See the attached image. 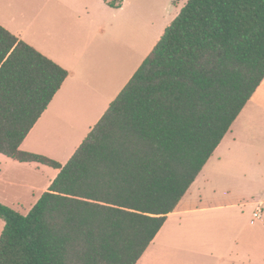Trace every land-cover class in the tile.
Wrapping results in <instances>:
<instances>
[{"label":"trees","instance_id":"trees-1","mask_svg":"<svg viewBox=\"0 0 264 264\" xmlns=\"http://www.w3.org/2000/svg\"><path fill=\"white\" fill-rule=\"evenodd\" d=\"M68 75L0 25V153L60 169L0 264H137L264 80V0H188L63 165L21 145Z\"/></svg>","mask_w":264,"mask_h":264},{"label":"crops","instance_id":"crops-1","mask_svg":"<svg viewBox=\"0 0 264 264\" xmlns=\"http://www.w3.org/2000/svg\"><path fill=\"white\" fill-rule=\"evenodd\" d=\"M155 1L123 0L111 7L107 0H0V25L69 72L22 150L63 165L71 159L178 15L167 18L168 6L177 4L174 0ZM227 165L238 170L220 171ZM59 172L0 153V203L27 214ZM238 173H243V183L264 185V80L137 264H187L183 249L159 246L162 237L203 227L213 238V225L231 224L228 211L238 205L231 201L232 187L226 180ZM247 190L243 187V194ZM260 195L259 201L243 203L255 206L252 217L259 206L264 210V192ZM257 222L251 220L252 225ZM5 224L0 217V236ZM212 245L206 256L244 252L226 250L222 241ZM243 255V264H264V247Z\"/></svg>","mask_w":264,"mask_h":264},{"label":"rangeland","instance_id":"rangeland-1","mask_svg":"<svg viewBox=\"0 0 264 264\" xmlns=\"http://www.w3.org/2000/svg\"><path fill=\"white\" fill-rule=\"evenodd\" d=\"M152 1L153 3L156 2L155 0ZM187 2L188 0H182L177 4L171 2V5L167 8V18L173 20L179 14L178 12H181L180 8H183ZM221 168L232 173L238 170L232 165L221 166L219 168L220 171L222 170ZM226 182L232 187L231 201L238 205L228 211L230 218H232L231 224L213 225V228H216V233L213 235V238L211 236L210 238L207 237V233H205L206 228L203 227H194L190 232L185 230L184 233L181 232L179 237L175 238H170L166 235L162 237V243L159 246L168 251L183 249L185 252L182 261L187 264L193 262L196 264H243V261L247 259V256L243 255V253L246 254L254 247H264V218L262 220H256L255 222L258 221L257 224L252 225L251 220L253 221L254 219L252 212L255 206H243L244 202L259 201L261 198L260 194L264 192V185L252 183L251 181L243 183V173H238V175L231 179H227ZM221 184L224 185V182L222 181ZM243 187H247L248 189L244 194ZM208 200L207 195H204L203 201L207 202ZM216 241L227 243V247H224L226 250L230 248V250L235 251L239 249L244 252H240L239 256L237 254L238 252H232V254L234 253L232 256H228L226 253L225 255L218 254L213 257L206 256L204 251L212 249V244ZM222 257H225L223 261H221Z\"/></svg>","mask_w":264,"mask_h":264},{"label":"built area","instance_id":"built-area-1","mask_svg":"<svg viewBox=\"0 0 264 264\" xmlns=\"http://www.w3.org/2000/svg\"><path fill=\"white\" fill-rule=\"evenodd\" d=\"M264 210L262 209L261 206H259L253 213V221L252 222H255L256 220H260L262 219V217L264 216Z\"/></svg>","mask_w":264,"mask_h":264}]
</instances>
